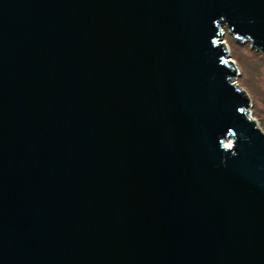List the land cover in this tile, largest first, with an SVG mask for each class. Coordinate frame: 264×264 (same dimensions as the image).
Returning <instances> with one entry per match:
<instances>
[{
	"label": "water",
	"instance_id": "95a60500",
	"mask_svg": "<svg viewBox=\"0 0 264 264\" xmlns=\"http://www.w3.org/2000/svg\"><path fill=\"white\" fill-rule=\"evenodd\" d=\"M222 28L264 56V0H0V264H264Z\"/></svg>",
	"mask_w": 264,
	"mask_h": 264
},
{
	"label": "rangeland",
	"instance_id": "374dc122",
	"mask_svg": "<svg viewBox=\"0 0 264 264\" xmlns=\"http://www.w3.org/2000/svg\"><path fill=\"white\" fill-rule=\"evenodd\" d=\"M222 29V42L236 71L232 81L244 88L249 98L248 116L264 133V56L250 48L248 41L240 43Z\"/></svg>",
	"mask_w": 264,
	"mask_h": 264
},
{
	"label": "bare ground",
	"instance_id": "6f19581e",
	"mask_svg": "<svg viewBox=\"0 0 264 264\" xmlns=\"http://www.w3.org/2000/svg\"><path fill=\"white\" fill-rule=\"evenodd\" d=\"M227 50V49H226ZM229 59V58H228ZM230 60V59H229ZM235 69V68H234ZM234 83V82H233Z\"/></svg>",
	"mask_w": 264,
	"mask_h": 264
}]
</instances>
